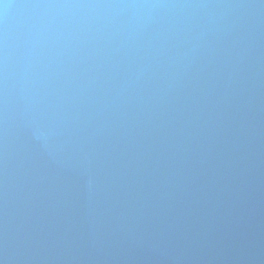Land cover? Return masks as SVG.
Instances as JSON below:
<instances>
[{"label":"water","instance_id":"95a60500","mask_svg":"<svg viewBox=\"0 0 264 264\" xmlns=\"http://www.w3.org/2000/svg\"><path fill=\"white\" fill-rule=\"evenodd\" d=\"M0 264H264V0H0Z\"/></svg>","mask_w":264,"mask_h":264}]
</instances>
